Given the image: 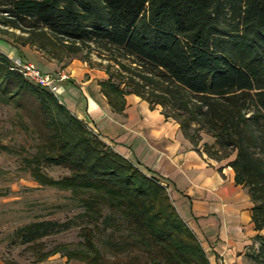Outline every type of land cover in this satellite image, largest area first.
<instances>
[{"label":"trees","instance_id":"16d2710c","mask_svg":"<svg viewBox=\"0 0 264 264\" xmlns=\"http://www.w3.org/2000/svg\"><path fill=\"white\" fill-rule=\"evenodd\" d=\"M0 24L58 63L83 52L108 58L117 70L108 66L99 86L112 112L122 113L124 97L134 94L160 106L194 146L202 134L212 138L201 144L209 157L233 156L227 165L253 204L257 231L247 257L264 264V0H0ZM0 94L18 105L35 100L50 149L26 160L30 175L69 192L81 210L76 245L42 252L43 239L72 220L16 231L37 260L59 253L81 264H210L161 182L92 134L57 95L12 69L1 52ZM43 165L69 174L53 179Z\"/></svg>","mask_w":264,"mask_h":264},{"label":"crops","instance_id":"0c3cea01","mask_svg":"<svg viewBox=\"0 0 264 264\" xmlns=\"http://www.w3.org/2000/svg\"><path fill=\"white\" fill-rule=\"evenodd\" d=\"M30 61L42 72L65 74L58 83L59 101L113 151L161 182L210 264H251L247 253L257 234L253 204L227 165L233 156L222 161L209 157L201 144H212V138L202 134L194 146L160 106L151 108L134 94L124 97L122 113L112 112L100 92L104 71L77 60L55 64L32 52ZM0 264H5L1 258Z\"/></svg>","mask_w":264,"mask_h":264},{"label":"rangeland","instance_id":"374dc122","mask_svg":"<svg viewBox=\"0 0 264 264\" xmlns=\"http://www.w3.org/2000/svg\"><path fill=\"white\" fill-rule=\"evenodd\" d=\"M20 36L26 35L0 24V52L10 61L29 62L40 70L30 61L32 52L55 64H67L77 60L89 68L99 69L105 73L108 66L111 72L117 70L113 62L95 52H83L71 58H64L58 63L35 47L23 46ZM20 102L18 105L13 101H7L4 95L0 94V258L4 263L9 261L15 264H81L67 261L59 253L39 261L29 245L22 243L16 233L19 228L31 222L72 220L73 224L69 229L43 239L42 244L45 248L42 252H46L57 245H76L80 242L79 228L83 222L82 218L78 217L81 210L71 199L69 192L41 186L30 175L26 160L38 152L50 149L47 138L50 128L44 125L35 100L24 97ZM208 140L210 142L209 138ZM201 148L203 149L202 145ZM42 171L53 179H60L69 174L66 168L57 166L43 165ZM108 233L109 231L103 232L101 240L106 239ZM97 243L101 250H106L100 240ZM108 256L112 254L108 252ZM249 261L256 264L250 259Z\"/></svg>","mask_w":264,"mask_h":264},{"label":"built area","instance_id":"2783aa9c","mask_svg":"<svg viewBox=\"0 0 264 264\" xmlns=\"http://www.w3.org/2000/svg\"><path fill=\"white\" fill-rule=\"evenodd\" d=\"M12 62V69L19 71L24 77L28 78L29 80L33 81L34 83L47 88L55 95L59 92L58 83L65 79L66 76L63 73H45L41 72L37 68L34 67L33 64L29 62H21L19 60L11 61Z\"/></svg>","mask_w":264,"mask_h":264}]
</instances>
